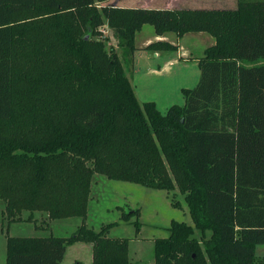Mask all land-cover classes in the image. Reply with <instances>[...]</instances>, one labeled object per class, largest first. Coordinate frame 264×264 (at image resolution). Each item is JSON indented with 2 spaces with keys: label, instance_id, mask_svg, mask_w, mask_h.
Returning <instances> with one entry per match:
<instances>
[{
  "label": "trees",
  "instance_id": "trees-1",
  "mask_svg": "<svg viewBox=\"0 0 264 264\" xmlns=\"http://www.w3.org/2000/svg\"><path fill=\"white\" fill-rule=\"evenodd\" d=\"M105 1L0 0L3 214L84 218L70 236L8 237L6 264H62L77 242L93 245L91 264H132L129 239L108 236L118 222L98 231L85 223L97 174L185 195L194 225L172 220L169 235L155 239L154 264H263L264 0L234 8ZM145 24L157 36L215 38L198 58L199 81L182 89L184 104L166 113L138 98L125 68ZM111 36L117 46L107 45ZM146 48L179 45L159 39ZM139 215L123 210L121 219Z\"/></svg>",
  "mask_w": 264,
  "mask_h": 264
},
{
  "label": "rangeland",
  "instance_id": "rangeland-1",
  "mask_svg": "<svg viewBox=\"0 0 264 264\" xmlns=\"http://www.w3.org/2000/svg\"><path fill=\"white\" fill-rule=\"evenodd\" d=\"M132 1L136 4L143 5H149L151 3L153 7H170L172 5L178 6V4L186 3L184 0ZM132 1L124 0V2L128 3ZM189 3L198 4V6L234 8L237 5V0H191ZM184 5L188 4L186 3ZM106 34L108 35V33H104V35ZM153 34V25L145 24L137 34V45H141L145 39ZM181 42L187 46L188 50L192 51L193 57H201L204 55V49L215 42V39L206 32H189L181 38ZM116 44L117 39L114 36H111L107 40L108 46H117ZM118 52L122 57L124 56L125 51L123 48L119 47ZM152 56L156 61H162L165 55L154 57L153 54ZM246 64L252 65L250 62ZM132 67L130 64L125 65L128 76L132 81H135V69L136 67L137 69H141V65L137 64V66H134L133 64ZM142 72L143 70H140L137 73L141 75ZM194 86L193 84L192 87ZM179 95L180 97L178 95L176 96L175 103L183 104L185 99L182 94ZM178 98H182V100ZM99 180L102 182L99 183L98 188L95 190L94 197L89 199L88 202L85 223L90 228L98 231L105 224L118 222L117 225H114L109 230L108 236L129 239V255L132 264H154L155 239L169 235L168 227L172 220L185 221L190 225H194L185 195L178 188L169 192L165 189L151 188L131 181L107 179L106 176L97 174L94 181L98 183ZM173 202H179L180 206L173 205ZM137 208L140 209L139 218L133 216L129 221L121 219L123 210L128 211ZM4 209L5 202L0 199V264H6L8 237L46 236L51 233L66 237L72 235L84 222V218L80 216L67 217L56 220L50 227L44 229L36 225L35 219L8 221L3 214ZM41 214L44 215L45 213ZM29 215V211H25L22 217L25 219ZM136 221H139L138 226L136 225ZM39 222L42 226H45L43 223L44 220ZM200 233V230H197L196 235L199 236ZM88 245L92 246L91 243L83 242H77L71 245L68 249L64 264H90L93 249L92 247L89 248ZM256 256L260 261H264V244H258L256 246ZM76 258L79 260H75ZM74 261L76 262L73 263Z\"/></svg>",
  "mask_w": 264,
  "mask_h": 264
},
{
  "label": "crops",
  "instance_id": "crops-1",
  "mask_svg": "<svg viewBox=\"0 0 264 264\" xmlns=\"http://www.w3.org/2000/svg\"><path fill=\"white\" fill-rule=\"evenodd\" d=\"M189 1L184 0V2H186L188 5H184L186 3H183V4H178V6L172 5L168 8H184V7L186 8H212L208 6H200V5L198 6V4H190ZM103 4H113V5H118V6H131V7H135V6L153 7L151 3L149 5H143V4H136L133 1L129 3L124 2V0H107ZM158 7H161V6H158ZM137 34H136V39H137ZM184 35L181 37H178L176 33L168 32L165 36H157L154 31V34L148 37L147 39H145V41H143L141 45H137L136 43L137 49L134 52L133 64L134 66H137V64L141 65V69L140 68L137 69L136 67L135 81H133L137 96L142 101H154L158 109L162 113L166 112L171 105L176 104L175 103L176 96L178 95V97H180L179 94L183 95L182 93L183 88H191L193 84L194 85L197 84L200 78V68L198 64L199 57H193L192 51L188 50L187 46H185L181 42V38L184 37ZM200 35H203V34H200ZM159 39L169 40L174 44H178L179 49L174 52H163V51L153 52L146 48V46L151 41H155ZM214 43L215 42H213L212 44ZM153 54H154V57H161L163 55L165 56L163 57L162 61H156V59L153 58L152 56ZM140 70H143L141 75L137 73ZM180 100H182V98ZM100 182L102 181L99 180L98 183L94 181L93 186H92L93 191L91 192V198L94 197L93 194L95 193V190L98 188V185ZM41 213H45V212H36V214L34 215L36 225L39 226L40 228L46 229L50 227V225L54 223L56 220H60V219L49 220L47 219L46 214L43 215ZM40 217L42 218L41 219L42 221L44 220L43 223L45 224V226H42L41 223L39 222L41 221ZM50 235H54V234L51 233ZM50 235H46V236H50ZM55 236H58V235H55ZM88 247L89 248L92 247L93 249V245L92 246L88 245ZM68 249H67V252H68ZM67 252H66V255H65V258L62 264H64V262L66 261ZM75 260H79V259L76 258ZM92 261H93V254H92L91 263ZM75 262L76 261H74L73 263ZM261 262L264 263V261H261Z\"/></svg>",
  "mask_w": 264,
  "mask_h": 264
},
{
  "label": "water",
  "instance_id": "water-1",
  "mask_svg": "<svg viewBox=\"0 0 264 264\" xmlns=\"http://www.w3.org/2000/svg\"><path fill=\"white\" fill-rule=\"evenodd\" d=\"M88 38H90V34H87V35L85 36V39H88Z\"/></svg>",
  "mask_w": 264,
  "mask_h": 264
},
{
  "label": "built area",
  "instance_id": "built-area-1",
  "mask_svg": "<svg viewBox=\"0 0 264 264\" xmlns=\"http://www.w3.org/2000/svg\"><path fill=\"white\" fill-rule=\"evenodd\" d=\"M105 31V30H104ZM103 37H105V35H103Z\"/></svg>",
  "mask_w": 264,
  "mask_h": 264
}]
</instances>
